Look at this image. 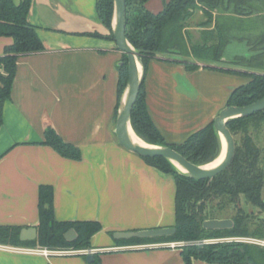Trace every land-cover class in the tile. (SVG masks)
Returning <instances> with one entry per match:
<instances>
[{
  "label": "crops",
  "instance_id": "1",
  "mask_svg": "<svg viewBox=\"0 0 264 264\" xmlns=\"http://www.w3.org/2000/svg\"><path fill=\"white\" fill-rule=\"evenodd\" d=\"M146 6L158 12L163 0H147ZM27 19L44 50L18 57L3 104L0 226L36 227L39 186L50 185L56 220H96L101 229L86 248L92 250V262L84 252L43 256L11 249L47 247L28 240L0 243V264H219L199 259L186 263L178 247L115 241L117 231L174 225V177L117 141L114 109L122 52L108 37L96 1L31 0ZM197 24L191 28L200 33ZM12 41L0 36V55ZM248 80L202 65L187 70L181 62L152 58L143 80L146 107L164 139L181 142L213 120L231 90ZM48 126L77 146L81 159L63 157L43 144Z\"/></svg>",
  "mask_w": 264,
  "mask_h": 264
},
{
  "label": "trees",
  "instance_id": "2",
  "mask_svg": "<svg viewBox=\"0 0 264 264\" xmlns=\"http://www.w3.org/2000/svg\"><path fill=\"white\" fill-rule=\"evenodd\" d=\"M98 17L111 32L112 0H95ZM264 0H163L158 12L150 11L147 0H125V35L139 52L145 68L152 58L181 62L187 70L200 65L229 73L247 76L249 80L234 87L225 106L247 105L264 96ZM31 0H0V36H9L12 43L5 46L0 55V124L3 104L10 96L17 59L20 55L44 50L37 30L28 19ZM204 18L200 39L192 41L187 30L188 20L196 11ZM252 16V17H251ZM247 20V21H246ZM256 25L260 27H256ZM204 27V28H202ZM95 35H99L95 33ZM181 55V56H180ZM185 55V57H183ZM122 64L117 66V101L114 118L122 89L127 80V57L122 52ZM200 63V64H199ZM229 63L233 66H230ZM224 106V107H225ZM264 123V110L227 121V127L235 140V153L229 166L211 179H193L177 172L161 156H141L147 164L169 173L175 180V232L151 238L116 239L120 244H142L177 241L183 260L192 259L219 264H264V247L243 241H204L220 237L253 235L264 238V217L249 232L248 220L258 222L255 213L241 206H255L264 214V166L261 148L256 144L255 133ZM131 124L135 133L153 144H165L181 153L195 164H205L220 153L221 142L213 129V120L190 133L181 142H167L154 124L145 102L142 83L131 110ZM42 143L53 148L61 156L79 160L80 149L63 140L50 126L44 129ZM232 204L236 208L233 227L229 229H205L203 220L215 217L207 203ZM216 203V205H217ZM37 236L30 243L51 248L86 249L91 236L101 229L96 220L60 221L53 214V191L50 185H40L38 192ZM73 228L77 237L69 242L63 234ZM18 226H0V243L21 244ZM94 262L97 261V256Z\"/></svg>",
  "mask_w": 264,
  "mask_h": 264
},
{
  "label": "water",
  "instance_id": "3",
  "mask_svg": "<svg viewBox=\"0 0 264 264\" xmlns=\"http://www.w3.org/2000/svg\"><path fill=\"white\" fill-rule=\"evenodd\" d=\"M125 0H112L111 32L116 47L127 57V80L119 97L116 109L114 134L118 143L127 150L141 156L164 157L180 174L193 179H211L225 170L233 159L235 153V140L227 127V121L234 118L245 117L264 110V96L247 105H230L223 107L213 119V129L221 142L218 156L211 162L195 164L186 159L181 153L165 144H153L139 137L131 124V110L139 93L145 77V64L137 51L125 35ZM121 61L119 64H122ZM138 138V139H137ZM222 153L220 160L214 162ZM231 218H207L203 220L205 229H229L233 227ZM174 226L154 227L133 231H117L113 233L115 239L151 238L170 235L175 232ZM37 236L35 226L24 227L19 232L21 241L34 240ZM65 240L71 242L77 237L73 228L63 234ZM199 245L204 243L200 240ZM93 253L86 254V260L92 262Z\"/></svg>",
  "mask_w": 264,
  "mask_h": 264
},
{
  "label": "rangeland",
  "instance_id": "4",
  "mask_svg": "<svg viewBox=\"0 0 264 264\" xmlns=\"http://www.w3.org/2000/svg\"><path fill=\"white\" fill-rule=\"evenodd\" d=\"M258 3H260V2H257V4ZM203 18H204V15L199 10V11H196L195 14L188 20V27H190L189 31H190L191 36H192L190 40H192V38H193V40H195L196 37H197V40L200 39V33L196 29H192L191 27H193V25L196 24L197 21L199 22ZM263 25H264V23H263ZM183 57H185V55ZM251 129L253 131L252 135H253V138H254L256 144L261 148V158H262L261 161H262V164L264 166V123L261 126V128L257 130V133H255L254 128H251ZM263 196H264V189H263ZM216 203H217L216 199L207 203L208 206H213V208L211 207V209L213 211V215L216 218H231L232 216L235 215L236 208L232 204H230V203L227 204L226 202L222 203V201L218 202L217 205H216ZM241 206L244 207L247 212L255 213L259 218V219H256V220H258V222H256L254 219L253 220L252 219L248 220L250 218L247 219V225L249 226L248 231L250 232L251 229L254 226H256V224H260L259 221H261V219L264 217V214L262 212H259L255 206L245 203L243 197H241ZM231 240L258 244L257 240H264V238H260V237L253 236V235H247V234L244 235L243 234L242 236H234V237L209 238V239H204L203 241H209V242H217L218 241L219 242V241H231ZM170 242H174V241H170ZM175 242H177V241H175ZM259 245L264 247V245H261V244H259Z\"/></svg>",
  "mask_w": 264,
  "mask_h": 264
},
{
  "label": "built area",
  "instance_id": "5",
  "mask_svg": "<svg viewBox=\"0 0 264 264\" xmlns=\"http://www.w3.org/2000/svg\"><path fill=\"white\" fill-rule=\"evenodd\" d=\"M258 244L264 245V240H257ZM180 244H182L181 242H160V243H153V245L156 246H169V247H178ZM12 250L17 251V252H22V253H32V254H40L43 256H50L53 254H71V253H75V252H84V253H88V252H92L91 249H74L71 247H67V248H55V249H51L48 247H40V248H23V247H11Z\"/></svg>",
  "mask_w": 264,
  "mask_h": 264
},
{
  "label": "bare ground",
  "instance_id": "6",
  "mask_svg": "<svg viewBox=\"0 0 264 264\" xmlns=\"http://www.w3.org/2000/svg\"><path fill=\"white\" fill-rule=\"evenodd\" d=\"M137 139H138V138H137ZM217 156H218V155H217ZM221 156H222V153H221L220 156H219L214 162H212L211 164H213V163L217 162L218 160H220Z\"/></svg>",
  "mask_w": 264,
  "mask_h": 264
},
{
  "label": "flooded vegetation",
  "instance_id": "7",
  "mask_svg": "<svg viewBox=\"0 0 264 264\" xmlns=\"http://www.w3.org/2000/svg\"><path fill=\"white\" fill-rule=\"evenodd\" d=\"M212 218V217H211ZM213 218H216V217H213Z\"/></svg>",
  "mask_w": 264,
  "mask_h": 264
}]
</instances>
